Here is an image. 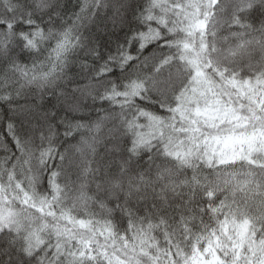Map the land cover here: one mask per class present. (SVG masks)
I'll list each match as a JSON object with an SVG mask.
<instances>
[{"label":"snow or ice","instance_id":"snow-or-ice-1","mask_svg":"<svg viewBox=\"0 0 264 264\" xmlns=\"http://www.w3.org/2000/svg\"><path fill=\"white\" fill-rule=\"evenodd\" d=\"M0 264H264V0H0Z\"/></svg>","mask_w":264,"mask_h":264}]
</instances>
